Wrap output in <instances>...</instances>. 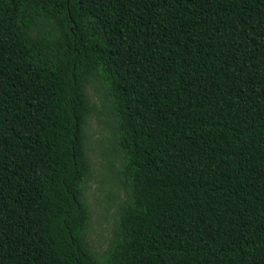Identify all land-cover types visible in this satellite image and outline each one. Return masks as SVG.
Wrapping results in <instances>:
<instances>
[{"label": "trees", "instance_id": "16d2710c", "mask_svg": "<svg viewBox=\"0 0 264 264\" xmlns=\"http://www.w3.org/2000/svg\"><path fill=\"white\" fill-rule=\"evenodd\" d=\"M0 264H264V0H0Z\"/></svg>", "mask_w": 264, "mask_h": 264}, {"label": "rangeland", "instance_id": "374dc122", "mask_svg": "<svg viewBox=\"0 0 264 264\" xmlns=\"http://www.w3.org/2000/svg\"><path fill=\"white\" fill-rule=\"evenodd\" d=\"M87 92L95 103V111L87 124V149L91 165V177L86 188L91 219L88 240L95 250L101 251L107 243L118 206L125 194L113 182L107 167V162L113 159L108 140V115L100 106L94 85L88 86Z\"/></svg>", "mask_w": 264, "mask_h": 264}]
</instances>
